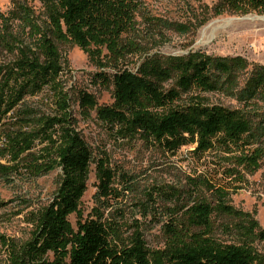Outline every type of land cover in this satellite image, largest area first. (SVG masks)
<instances>
[{
	"label": "trees",
	"instance_id": "obj_1",
	"mask_svg": "<svg viewBox=\"0 0 264 264\" xmlns=\"http://www.w3.org/2000/svg\"><path fill=\"white\" fill-rule=\"evenodd\" d=\"M41 1L42 22L26 1L14 0L0 29V49L19 53L15 59L0 60V177L14 185L59 170V180L51 201L31 211L27 240L0 235L6 264H264V255L252 244L257 236L264 238V230L258 231L251 215L226 202V185H215L205 176H189L186 187L169 192L154 188L174 202L162 207L169 216L163 247L151 248L143 225L129 223L124 211L106 213L114 209V200L133 190L132 177L112 166L107 152L95 153L78 130L72 97L62 80L65 59L59 43L71 42L98 58L96 82L113 87V101L105 105L93 93L79 91L82 113L95 112L119 139L139 136L175 155L191 146L198 160L221 153L234 165L216 169L237 182L245 177L239 167L254 170L264 157V112L259 103L264 102V64L249 69L241 56L149 53L138 21L142 0ZM227 10L262 13L264 0H222L217 14ZM8 20L30 29L29 44L10 31ZM160 24L147 17L154 38L163 37ZM133 56H141L137 67H123ZM244 73L249 76L241 86ZM215 91L236 95L243 107L211 102L205 94ZM44 92L47 109L30 102ZM93 168L95 205L84 217L81 200ZM202 185L215 189L216 206L198 193ZM144 193L146 200L137 204L140 214L148 216L158 207L149 204L156 200L153 191ZM216 211L236 219L239 241L217 238ZM72 214L77 215L76 227Z\"/></svg>",
	"mask_w": 264,
	"mask_h": 264
},
{
	"label": "rangeland",
	"instance_id": "obj_2",
	"mask_svg": "<svg viewBox=\"0 0 264 264\" xmlns=\"http://www.w3.org/2000/svg\"><path fill=\"white\" fill-rule=\"evenodd\" d=\"M14 0H0V29L6 26L7 17L13 8ZM26 1L35 11L39 22L45 19L41 0ZM222 0H142V9L138 13L142 38L149 53L163 56H188L201 52L210 56L235 57L241 56L250 63L264 64V12L247 14L234 13L229 10L217 14V7ZM6 16V19L4 18ZM147 17L160 22L161 38L153 37L147 30ZM11 21V20H8ZM16 36L30 43L29 28H24L20 22L11 21L8 26ZM161 35V36H162ZM65 59L62 80L72 97V108L77 118V128L83 134L89 145L100 154L108 153L111 164L123 170L132 177V189L126 190L123 196L113 201L114 209L124 211L129 223L140 222L148 245L153 248L163 247L166 241L164 224L169 221L166 210L162 207L172 205L165 195H157L154 188L159 186L162 191H171L173 187H186L189 176H205L215 185L227 186L229 197L226 201L235 209L251 215L258 224V231L264 230V157L254 170L239 169L244 173V181L237 182L232 178L223 177L217 165L231 167V159L223 154H207L198 160L192 154L191 146L182 147L175 155L164 151L159 145L139 136L132 139H119L109 133L105 125L99 121L95 112L91 114L80 111L78 93L81 90L93 93L100 105L113 101V87H104L96 82V74L100 71L98 58L71 42L59 43ZM106 53V52H105ZM105 53L100 59H103ZM18 50L9 52L0 49V60L9 61L17 58ZM141 56L130 57L123 67L135 69ZM249 74L240 76L243 86ZM211 102L221 103L230 108H242L243 102L236 96L226 92L215 91L205 94ZM47 92L30 98L32 104L48 107ZM264 112V102H259ZM4 161L5 160H1ZM217 172H214V170ZM0 177V235L14 238L20 242L31 235L32 223L29 221L31 211H36L47 205L58 186L59 170L42 176L32 182L22 181L9 185ZM88 188L81 200L84 217H88L95 205L94 195L97 191V179L93 168L88 180ZM123 191L124 184H119ZM198 193L212 205L218 204L215 189L209 186L199 188ZM153 191L156 200L149 202L157 205L148 216L140 214L138 202L146 200L144 192ZM155 193V194H154ZM116 209V210H115ZM216 226L215 234L225 242L239 241L242 237L237 229L236 219L228 217L219 211L213 215ZM70 220L77 225V215L72 214ZM132 233V232H131ZM255 249L264 255V238L257 236L252 241ZM6 255L0 245V264H6Z\"/></svg>",
	"mask_w": 264,
	"mask_h": 264
}]
</instances>
